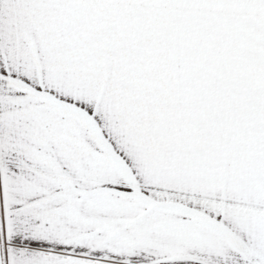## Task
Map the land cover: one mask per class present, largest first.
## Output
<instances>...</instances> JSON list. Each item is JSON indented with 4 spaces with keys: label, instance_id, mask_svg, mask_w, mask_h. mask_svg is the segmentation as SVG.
<instances>
[{
    "label": "snow or ice",
    "instance_id": "6c2138e0",
    "mask_svg": "<svg viewBox=\"0 0 264 264\" xmlns=\"http://www.w3.org/2000/svg\"><path fill=\"white\" fill-rule=\"evenodd\" d=\"M0 264H264V0H0Z\"/></svg>",
    "mask_w": 264,
    "mask_h": 264
}]
</instances>
